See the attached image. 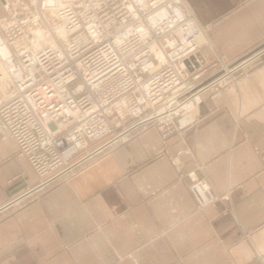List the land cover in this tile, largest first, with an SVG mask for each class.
<instances>
[{
    "label": "crops",
    "instance_id": "1",
    "mask_svg": "<svg viewBox=\"0 0 264 264\" xmlns=\"http://www.w3.org/2000/svg\"><path fill=\"white\" fill-rule=\"evenodd\" d=\"M184 2L211 68L250 57L243 77L203 94L184 138L140 132L46 190H32L38 175L0 133V264H264V0ZM191 172L229 200L199 209Z\"/></svg>",
    "mask_w": 264,
    "mask_h": 264
},
{
    "label": "built area",
    "instance_id": "2",
    "mask_svg": "<svg viewBox=\"0 0 264 264\" xmlns=\"http://www.w3.org/2000/svg\"><path fill=\"white\" fill-rule=\"evenodd\" d=\"M209 53L184 0H27L14 8L4 0L0 133L38 175L32 190L64 182L140 132L166 140L197 129L203 94L234 84L250 58L217 57L212 69ZM171 163L184 176L177 156ZM187 177L199 209L229 200L207 179Z\"/></svg>",
    "mask_w": 264,
    "mask_h": 264
},
{
    "label": "bare ground",
    "instance_id": "3",
    "mask_svg": "<svg viewBox=\"0 0 264 264\" xmlns=\"http://www.w3.org/2000/svg\"><path fill=\"white\" fill-rule=\"evenodd\" d=\"M3 1V3H4V0H2ZM202 28V27H201ZM61 33H64V32H61ZM38 36L40 37V39L41 38H44V33L43 32H41V31H38ZM205 38V37H204ZM0 76H1V78H3V79H6L7 78V72L0 66ZM111 151V150H110ZM109 152V151H108ZM107 153V152H106ZM105 154V153H104ZM104 154H102V155H104ZM102 155H100V156H102ZM99 157V156H98ZM98 157H96V158H98ZM95 158V159H96ZM94 159V160H95ZM93 161V160H92ZM31 192L32 191H29V193L31 194Z\"/></svg>",
    "mask_w": 264,
    "mask_h": 264
},
{
    "label": "rangeland",
    "instance_id": "4",
    "mask_svg": "<svg viewBox=\"0 0 264 264\" xmlns=\"http://www.w3.org/2000/svg\"><path fill=\"white\" fill-rule=\"evenodd\" d=\"M2 16V10H1V12H0V17ZM212 65V64H211ZM245 74V70L243 69L242 70V72H241V74L239 75H237L236 77H235V79L233 80L234 82V84L235 83H237L242 77H243V75ZM230 85H232V84H230Z\"/></svg>",
    "mask_w": 264,
    "mask_h": 264
}]
</instances>
